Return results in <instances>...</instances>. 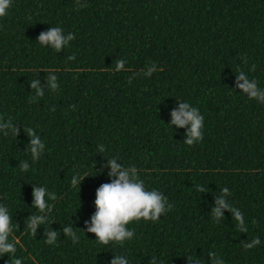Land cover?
<instances>
[{
	"label": "trees",
	"instance_id": "1",
	"mask_svg": "<svg viewBox=\"0 0 264 264\" xmlns=\"http://www.w3.org/2000/svg\"><path fill=\"white\" fill-rule=\"evenodd\" d=\"M7 11L0 17V205L19 244L15 254H0V264H12L13 255L22 264H111L118 255L128 264H264V0H11ZM52 27L75 36L58 52L38 41ZM241 71L255 97L238 87ZM182 102L204 117L200 137L189 136L190 122L171 123ZM29 128L44 144L36 161ZM114 157L138 169L146 191L166 196V209L173 205L156 222L130 223L134 235L123 246L100 244L86 231L96 189L115 179L108 175ZM33 187L58 197L45 196L53 209L40 213L48 219L35 237L26 231L38 214ZM218 199L241 213L245 230L229 208L214 217ZM49 230L57 232L52 244ZM255 237L260 243L246 250Z\"/></svg>",
	"mask_w": 264,
	"mask_h": 264
},
{
	"label": "clouds",
	"instance_id": "2",
	"mask_svg": "<svg viewBox=\"0 0 264 264\" xmlns=\"http://www.w3.org/2000/svg\"><path fill=\"white\" fill-rule=\"evenodd\" d=\"M10 7L11 0H0V17L6 16L8 14L7 10ZM62 31L60 27H52L46 33H41L38 41L41 45L50 43L51 47L58 52L62 47H65L68 40H73L75 38L73 33H69L67 38H65L61 35ZM68 59L74 60L75 54L68 56ZM122 66V63L118 62L116 70L118 71ZM254 69L255 66L253 65V70ZM48 78L51 87L55 89L57 87L54 83L56 76L50 75ZM238 79L244 81V83L238 85L239 88L248 92L250 97H255L257 95L255 84L249 83L243 71L240 72ZM31 87L36 89V97L43 96L36 81L32 82ZM186 109H189V103L182 102L179 111H173L171 113V123L182 126L190 122L191 128L189 136L200 137L198 129L204 117L202 115H197L196 108ZM51 110L54 111V109ZM8 127L11 128L15 136L18 134V130L11 127V124H9ZM26 131L31 137L29 151L31 152L33 161H36L39 159L44 149V144L33 129L29 128ZM4 135H8V133H4ZM185 143L189 146L193 145L192 139L186 140ZM101 150H104L103 146ZM117 159H119V157L108 160V165L111 169L108 175L110 177H115V179H112L111 182L102 183L96 189L94 201L96 211L94 215H92L91 225L87 227L86 231L94 233L96 240L100 244L107 245L109 242H114L123 246L124 241L130 240L134 235L135 230H130L128 228L130 223L133 221L139 222L141 219L156 222L166 211H171L173 205L168 204L166 209L165 202L167 201V197L156 189L146 191L144 180L138 175V169L135 166L124 167L122 164H117ZM28 168L29 165L27 162L21 164V171H27ZM79 181L80 180L74 176L71 183L75 186L79 184ZM197 190L203 191V188L199 187ZM222 191L227 192L228 188L225 187ZM32 195L34 196L32 206L38 210V214H33L28 217L26 231L31 236L35 237L37 226L44 224L48 219L46 214L41 215L40 213H51L53 209V205L45 200V196L51 201L57 200L58 197L54 191L48 192L45 187H33ZM217 205L218 206L212 210L214 217H220L222 215L220 212L221 206L229 208V210L234 212L233 218L237 222L239 230H245L240 212L235 211L234 208H230L223 199H218ZM13 232L12 217L9 215L7 207L0 205V254H15L17 251L19 240L16 239ZM63 232L71 237L73 242H77L80 239V237L76 236L71 226H65ZM46 235V244L55 242L57 232L49 230ZM10 236H12L11 241L9 240ZM259 243V237H255L251 244H246L244 247L247 250ZM213 255L215 254L209 253V256ZM189 259L191 260V257H189ZM12 264H22V259L13 255ZM111 264H128V260L126 257L118 255L112 258ZM221 264H224L223 260Z\"/></svg>",
	"mask_w": 264,
	"mask_h": 264
}]
</instances>
